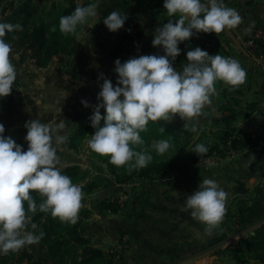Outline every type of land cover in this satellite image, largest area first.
<instances>
[{"label":"clouds","instance_id":"obj_1","mask_svg":"<svg viewBox=\"0 0 264 264\" xmlns=\"http://www.w3.org/2000/svg\"><path fill=\"white\" fill-rule=\"evenodd\" d=\"M163 7L169 19L155 31L151 41L163 54L132 56L123 62L117 58L113 69L116 84L100 75L103 82L97 93L98 103L90 116L95 129L88 141L90 149L108 156L117 167L125 166L129 172L147 167L153 160L150 151L140 148L145 143L141 133L149 121H170L178 115L190 122L185 123L186 129L195 131L198 117L215 94L216 82L237 88L247 76L237 59L212 55L200 47L186 52L182 70L174 66L182 51L181 42L200 33L219 34L237 28L243 20L237 9L226 6L225 0H163ZM95 16V3L78 4L70 14L60 17L59 31L65 36L74 35ZM127 18L120 11H112L103 18V23L110 32H116ZM22 30L21 24L0 21V98L12 92L17 78L16 66L10 58L12 47L5 36ZM81 103L90 106L86 99ZM65 127L64 123L51 127L40 119L26 121L25 150L14 138L5 135V125L0 123V255L17 252L42 239L44 233L37 234L38 226L31 223L28 213L39 210L61 222H77L82 186L73 183L58 167V149L67 140L61 134ZM172 146L171 137L151 145L158 155ZM191 151L206 154L208 147L199 143ZM32 192L43 198L39 204ZM226 198L227 193L216 180L204 178L186 196L181 210L189 211L211 234L223 219Z\"/></svg>","mask_w":264,"mask_h":264},{"label":"crops","instance_id":"obj_2","mask_svg":"<svg viewBox=\"0 0 264 264\" xmlns=\"http://www.w3.org/2000/svg\"><path fill=\"white\" fill-rule=\"evenodd\" d=\"M91 1L97 6V16L84 25L83 34L90 35L88 37L92 40L88 42L87 49L76 57L82 64L89 63L90 66L79 67V74H88L94 80H101V74L110 79L116 78L117 74L113 71L115 60L120 58L123 62L137 56L146 38L147 54H163L162 49L153 47L151 43L159 19L139 6L138 0ZM225 4L237 9L243 20L237 28L223 31V39L230 51L224 55L237 59L246 70L244 84L248 89L244 100H264V60L247 55L241 46L254 29L264 30V0H225ZM112 11H120L128 17L124 26L116 32H110L103 23V18ZM162 16L169 19L166 11L159 18ZM140 31L143 35L137 37ZM203 42V36H196L192 49ZM213 51L221 53V49L215 45ZM10 58L17 70L14 83L25 95L20 101L12 100L11 104H8L7 96L0 98V123L5 125V135L14 138L26 150V121L40 119L51 125L64 120L61 114L64 109L51 117V112L46 108L47 105H54V109L62 107L61 104L66 102L60 95L64 85L53 81V77L46 74V67L37 68L25 54L11 52ZM175 63L181 66L186 63V53ZM248 116L257 118V128L254 130L251 124L245 123H241L240 128L251 133V144L225 157L216 154L211 168L199 169L191 176L183 177L181 182L175 178L174 183L158 186L160 193L155 188L152 190L147 199V240L142 238L143 241L134 245L136 264H237L225 249L234 247L239 241L250 254L257 257L247 264H264V179L261 182L264 172V103L260 110ZM204 178L219 183L227 193L226 201L232 198L231 189L234 186L253 188L259 184L252 194L240 196L233 202L232 210L236 214L235 224L240 229V238L231 246L222 243L210 245L217 227L209 234L205 231L206 226L192 217L189 211L181 210L186 196L193 193Z\"/></svg>","mask_w":264,"mask_h":264},{"label":"trees","instance_id":"obj_3","mask_svg":"<svg viewBox=\"0 0 264 264\" xmlns=\"http://www.w3.org/2000/svg\"><path fill=\"white\" fill-rule=\"evenodd\" d=\"M92 3L91 0H56L50 3L47 0H0V21L10 22L13 24H21L22 31L8 33L5 40L11 44L13 52L26 53L38 68L46 67L50 61L60 55H70L74 52L76 39L83 31L84 26L78 28L74 35L65 36L59 31V20L61 16L70 14L78 4L87 5ZM138 5L145 10H149L153 16L158 17V28L162 27L167 22V17H160V14L166 10L163 7V0H138ZM55 27V31L53 28ZM137 37L140 34L136 35ZM199 36L205 38L199 47L204 49L209 43L212 47L215 45L221 49V53L228 55L229 48L223 32L216 33H200ZM193 36L190 40L181 42L179 47L182 49L180 58L188 50L192 49L194 41ZM259 45L264 48V42ZM219 50V49H218ZM15 84V83H14ZM247 85L244 83L237 88H231L229 85L223 89V101L215 104V108L225 116L224 124H221L215 132L204 130L194 138H187L189 130L185 128L187 121L183 119H173L170 121L158 120L149 121L147 129L141 133L144 139V145L140 148L147 149L153 155V160L139 170L129 172L125 166L117 167L110 163L108 156H102L90 149L92 155L106 162L108 170L115 177L118 183H125L135 177L151 179L154 176L172 175L174 173H184L186 170L198 165L203 159L217 154L219 157L224 156L227 152L240 151L253 142L251 134L245 132L238 126L231 124L237 117L251 115L255 111L261 109L264 100L248 102L244 100L247 92ZM13 92V90H12ZM11 92V93H12ZM11 93L9 101L12 100ZM94 106L88 108L84 112H80L75 117V127L72 134L67 138L68 147L77 149L78 144L87 137H91L95 129L92 128L90 116L93 113ZM103 112V109H101ZM161 128L164 131H161ZM172 139V147L163 155L156 154L151 145L155 141L161 139ZM204 143L208 147L206 154H196L191 149L196 144ZM76 167H68L62 171L66 175H74ZM264 179V172L261 174V182ZM260 182V183H261ZM259 185V184H258ZM243 188L234 186L231 189L232 198L225 202V213L221 223L217 227V233L211 240L210 245L220 244L232 234L238 233L240 229L235 224L236 214L232 210V205L235 199L240 196H248L257 188ZM37 204L42 201V197L37 192H32ZM27 209V202H25ZM32 217V222L35 223L37 231L43 232L42 237L47 250L46 253L57 262V257H64L65 249L60 250L61 245L71 241L73 244L83 245V258L80 264L91 262L94 257H102V253L86 245L85 239L79 234L77 224H68L61 222L59 218L52 217L49 213L40 212L28 213ZM65 233L67 240H59L61 234ZM54 238V239H53ZM235 259L237 264H247L251 259L257 257L250 254L242 242H237L234 247L225 249ZM11 256H10V255ZM7 255H0V264H40L34 259L32 254L22 249L17 252H10ZM74 258V256L72 257ZM261 261V260H260ZM58 263V262H57ZM261 263H263L261 261Z\"/></svg>","mask_w":264,"mask_h":264},{"label":"rangeland","instance_id":"obj_4","mask_svg":"<svg viewBox=\"0 0 264 264\" xmlns=\"http://www.w3.org/2000/svg\"><path fill=\"white\" fill-rule=\"evenodd\" d=\"M92 18H89L88 23H91ZM140 32V36L141 34L143 35V32ZM83 33L82 31L77 37L73 53L66 56L60 55L54 57L46 66V74L52 76L53 81L61 82L64 85L60 95L66 102L61 104L62 107L54 109V105H47L46 108L51 112V117L64 109L61 114L64 116L62 123L66 127L61 130V134L67 138L72 134L76 125L74 122L75 117L80 112H84L98 103L97 93L100 91L99 85L103 82L102 80H94L88 74L85 76L78 73L79 67L90 66L89 63L82 64L76 58L77 55H80L81 52L87 49L88 42L92 40L88 37L90 35ZM145 40V42H142L143 48H141L140 53H137V56L147 54V38ZM205 46L204 50L208 51L209 54H219L217 51H213L210 43ZM24 54L29 58L27 52ZM220 55L225 56L223 53H220ZM29 60L27 62L31 63L32 59L31 62ZM174 66L178 71L182 70L180 64L174 62ZM112 81L115 85L116 78L112 79ZM15 86V90L11 93L12 100L20 101L23 99L25 93L16 84ZM227 86L222 81L216 82V91L211 96V103L204 107L202 114L196 121L195 131L189 130L187 138H194L204 130L215 132L220 128L221 124H224L225 116H222L215 108V104L223 101L221 92ZM7 98L9 99V96ZM82 99L88 100L90 106L85 107L81 103ZM12 100L8 101V104L13 103ZM38 113L37 110V116L39 115ZM175 119H180V117L177 115ZM255 120H257L256 117L250 118L248 115H244L239 118L237 117L231 124L238 127H240L241 123H245V125L251 124V128L255 130L257 128L255 127ZM56 125L51 124L49 126L54 127ZM244 131L251 134L249 131ZM90 139L91 137H87L82 140L76 150L68 147L67 140L58 149V167H60L61 171L68 167H76L75 172L77 175L69 176L72 178L73 183L82 186V205L78 213L79 218L75 223L77 224V230L85 239L86 245L99 250L103 255L99 258L94 257L91 262H87L86 264H133L136 261L135 251H133L135 250L134 245L138 241H143L142 238L147 240V199H149V194L152 193V190L155 188L160 193L161 191L158 189V186L174 183L175 178L181 182L183 177L191 176L192 173L199 169L206 170L211 168L212 162L217 155L215 154L203 159L198 165L186 170L184 173L154 176L151 179L135 177L128 182L118 183L108 170L106 162L91 154L88 145ZM231 152L234 151L231 150L222 157L228 156ZM125 185L129 186L128 191L124 190ZM29 217L31 218V223H33L32 217ZM29 230H31L30 226ZM59 240H67L65 233L62 232ZM82 246L80 244H73L71 241L61 245L60 250L63 251L65 249L66 251L63 258H56L58 263L46 253L47 247L43 239L37 244L29 245L22 249L32 254L34 259L40 264H80L79 262L83 258ZM73 256L74 258H72Z\"/></svg>","mask_w":264,"mask_h":264},{"label":"built area","instance_id":"obj_5","mask_svg":"<svg viewBox=\"0 0 264 264\" xmlns=\"http://www.w3.org/2000/svg\"><path fill=\"white\" fill-rule=\"evenodd\" d=\"M264 42V30L262 29H254L253 33L250 37L242 41L241 46L244 52L249 56H255L259 59L264 60V48H262L259 43ZM16 86L13 84V91ZM239 234H233L225 239L222 244L231 246L234 242L239 239Z\"/></svg>","mask_w":264,"mask_h":264},{"label":"water","instance_id":"obj_6","mask_svg":"<svg viewBox=\"0 0 264 264\" xmlns=\"http://www.w3.org/2000/svg\"><path fill=\"white\" fill-rule=\"evenodd\" d=\"M128 187H129L128 185H125V186H124V190H125V191H128Z\"/></svg>","mask_w":264,"mask_h":264}]
</instances>
